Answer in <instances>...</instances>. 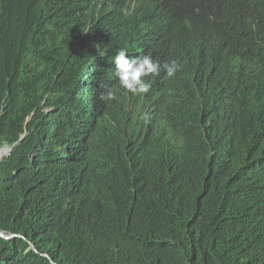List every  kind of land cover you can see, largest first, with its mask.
<instances>
[{"label": "trees", "instance_id": "1", "mask_svg": "<svg viewBox=\"0 0 264 264\" xmlns=\"http://www.w3.org/2000/svg\"><path fill=\"white\" fill-rule=\"evenodd\" d=\"M243 8L263 21L264 0H0V225L21 235L0 264H264V40L222 33ZM121 48L180 70L131 94Z\"/></svg>", "mask_w": 264, "mask_h": 264}, {"label": "clouds", "instance_id": "2", "mask_svg": "<svg viewBox=\"0 0 264 264\" xmlns=\"http://www.w3.org/2000/svg\"><path fill=\"white\" fill-rule=\"evenodd\" d=\"M251 1L252 0H242L244 4ZM245 13L249 15V20H246ZM255 23L256 21L251 11H247V8H243L238 13V15L230 22L231 25H237V34L235 36L230 35L229 37L235 39V43H245V45L247 46H251L253 43V41H246L247 37L255 39L257 43H260L262 40H264V18L260 24ZM99 54L101 56L104 55L102 51L99 52ZM182 56L187 62L188 66L191 67V62L188 58V54L186 52H183ZM212 62L217 67V63L214 62V57ZM114 65L115 76L117 77L120 86L131 94H141L143 98L151 94L157 78H159L160 76L172 78L180 70V64L175 59L161 64L159 60L153 58L151 53H146L142 56L130 58L127 50L124 48L118 50L117 54L115 55ZM149 77L153 78L155 82H153V79H150ZM114 98L115 93L111 90H105L100 95V99L104 101H111ZM142 109L150 112L154 117L155 109L150 104H147V106L143 107ZM144 119L147 121L149 119V116L147 114H144ZM261 124L262 120L260 121V125ZM24 137L25 133L21 135V138ZM4 146H10V151L13 147L8 143ZM8 154L4 156H7ZM31 156H33V153H31Z\"/></svg>", "mask_w": 264, "mask_h": 264}, {"label": "water", "instance_id": "3", "mask_svg": "<svg viewBox=\"0 0 264 264\" xmlns=\"http://www.w3.org/2000/svg\"><path fill=\"white\" fill-rule=\"evenodd\" d=\"M134 2V1H133ZM246 14V20H249V15L247 13ZM225 29L222 31L223 34H226V33H229L231 34L232 36H235L237 34V25L236 24H233V25H228L226 27H224ZM151 32H153V29L151 30ZM164 32L163 31H157L154 30V32L152 33V36L151 38L148 40V43L145 44L146 45V50H148L149 48H151L153 46V44L156 42V40L162 36H164ZM158 37V38H157ZM157 38V39H156ZM180 64V67H181V63L179 62ZM207 66L210 70V72H213L215 71L216 73H218V68L215 66V64L212 62V61H208L207 63ZM182 87L181 86L180 88L177 89V91L181 92L182 91ZM196 87V86H195ZM199 89L197 88H192V91L194 95L197 96V99L200 101V102H204L203 98L201 97L200 93L198 92ZM175 102L177 103V105L179 106H183V104L185 103H188L187 99H186V96H184L183 94H181L179 96L178 99L175 100ZM10 151V146H3V147H0V161L2 159V157L6 154H8ZM0 231L7 234V238H5L4 240H1L0 239V242H7L9 240H11L12 238H14L15 236H20L19 234H16L15 231L8 227V226H5V225H0ZM31 245V247L36 251L35 247L29 243ZM37 252V251H36ZM44 258H46L51 264H56L55 262H53L52 258L49 257L48 255H42Z\"/></svg>", "mask_w": 264, "mask_h": 264}, {"label": "bare ground", "instance_id": "4", "mask_svg": "<svg viewBox=\"0 0 264 264\" xmlns=\"http://www.w3.org/2000/svg\"><path fill=\"white\" fill-rule=\"evenodd\" d=\"M130 2V1H129ZM106 3V2H105ZM109 3V2H108ZM103 4V3H102ZM108 5V4H107ZM91 6V5H90ZM93 6V5H92ZM105 6V5H104ZM112 8V7H111ZM93 10H94V8H93ZM103 10V9H102ZM98 14V13H97ZM103 21H104V19H103ZM105 23H106V21H105ZM103 24V23H102ZM103 26V25H102ZM108 26V25H107ZM106 26V27H107ZM257 43V42H256ZM124 44V43H123ZM211 46V45H210ZM209 46V47H210ZM145 49H146V46H145ZM260 49H262V48H260ZM250 50V49H249ZM253 51H255L254 49H253ZM194 53V52H193ZM196 53V52H195ZM238 53H240V52H238ZM237 53V54H238ZM196 55V54H195ZM244 55V54H243ZM258 56V55H257ZM198 58V57H197ZM258 58V57H257ZM256 58V59H257ZM260 58V57H259ZM231 65L232 64H230V67H231ZM93 67V66H92ZM231 68H233V67H231ZM231 70V69H230ZM236 71V70H235ZM220 72V71H219ZM204 75V74H203ZM222 77V76H221ZM226 77V76H225ZM150 79H153V78H151V77H149ZM247 79V78H246ZM248 81V80H247ZM153 82H155V80L153 79ZM241 82V81H240ZM250 82H251V80H250ZM253 81H252V86H253ZM246 84H247V82H246ZM240 87H242V86H240ZM212 89H214V87H212ZM245 89V88H244ZM249 95V94H248ZM243 96V95H242ZM92 97V96H91ZM245 97H247L246 95H245ZM248 97H250V96H248ZM252 98V97H251ZM231 99V98H230ZM250 99V98H249ZM255 100V99H254ZM248 102H249V100H247ZM258 101V100H257ZM258 103V102H257ZM251 104H252V102H251ZM255 103H253V105H254ZM232 105V104H231ZM248 105H249V103H248ZM246 106V105H245ZM238 107V106H237ZM215 108V107H214ZM127 109V108H126ZM253 109V108H252ZM262 109H264V108H262ZM238 110H239V108H238ZM250 110V109H249ZM248 111V110H247ZM258 111V110H257ZM260 111H262V110H260ZM239 112V111H238ZM242 112V111H241ZM236 113V112H235ZM240 113V112H239ZM248 113V112H247ZM251 113H253V112H251ZM126 114V113H125ZM258 114V113H257ZM261 114V113H260ZM239 115V114H238ZM261 116H263V115H261ZM237 118H238V116H237ZM248 119V118H247ZM243 120V119H242ZM252 121H253V119H252ZM257 121H258V119H257ZM260 121V120H259ZM245 125H247V124H245ZM251 127V126H250ZM170 128V127H169ZM252 128V127H251ZM170 130V129H169ZM252 130V129H251ZM250 131V130H249ZM253 131V130H252ZM258 144V143H257ZM207 145V144H206ZM163 147V146H162ZM256 149V148H255ZM31 153H33V152H31ZM35 154V153H34ZM252 154V153H251ZM195 155V154H194ZM262 221V220H261ZM259 232V231H258ZM0 236L1 237H4V238H7V234H5V233H3V232H1L0 231ZM249 252V251H248Z\"/></svg>", "mask_w": 264, "mask_h": 264}]
</instances>
